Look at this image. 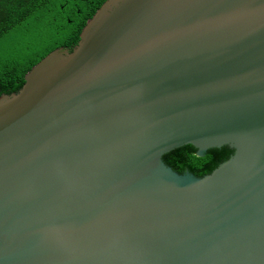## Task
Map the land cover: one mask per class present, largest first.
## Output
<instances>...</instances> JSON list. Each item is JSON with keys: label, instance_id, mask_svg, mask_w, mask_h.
<instances>
[{"label": "water", "instance_id": "95a60500", "mask_svg": "<svg viewBox=\"0 0 264 264\" xmlns=\"http://www.w3.org/2000/svg\"><path fill=\"white\" fill-rule=\"evenodd\" d=\"M0 264H264V0H104L0 94Z\"/></svg>", "mask_w": 264, "mask_h": 264}, {"label": "trees", "instance_id": "16d2710c", "mask_svg": "<svg viewBox=\"0 0 264 264\" xmlns=\"http://www.w3.org/2000/svg\"><path fill=\"white\" fill-rule=\"evenodd\" d=\"M104 0H0V94L16 92L24 75L58 47L69 50L79 39L86 20ZM233 152L228 145L207 149L203 156L186 144L163 155L181 173H210Z\"/></svg>", "mask_w": 264, "mask_h": 264}]
</instances>
